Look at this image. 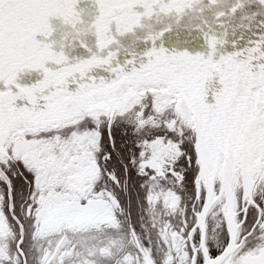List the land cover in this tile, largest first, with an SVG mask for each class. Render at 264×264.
I'll use <instances>...</instances> for the list:
<instances>
[{"label":"snow or ice","instance_id":"snow-or-ice-1","mask_svg":"<svg viewBox=\"0 0 264 264\" xmlns=\"http://www.w3.org/2000/svg\"><path fill=\"white\" fill-rule=\"evenodd\" d=\"M0 264H264V0H0Z\"/></svg>","mask_w":264,"mask_h":264}]
</instances>
